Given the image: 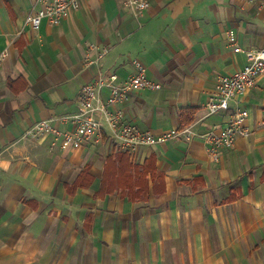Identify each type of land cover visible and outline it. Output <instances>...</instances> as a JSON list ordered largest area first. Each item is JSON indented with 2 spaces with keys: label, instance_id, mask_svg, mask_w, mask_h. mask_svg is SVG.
I'll return each instance as SVG.
<instances>
[{
  "label": "crops",
  "instance_id": "obj_1",
  "mask_svg": "<svg viewBox=\"0 0 264 264\" xmlns=\"http://www.w3.org/2000/svg\"><path fill=\"white\" fill-rule=\"evenodd\" d=\"M148 1L135 15L123 0H81L34 31L25 20L40 3L0 0V264H264V74L231 102L248 111L250 134L219 162L198 137L132 155L107 139L27 135L41 119L66 129L81 87L129 78L134 59L161 88L120 105L127 121L155 135L226 127L229 112L205 104L264 47V2ZM109 167L115 189L100 194Z\"/></svg>",
  "mask_w": 264,
  "mask_h": 264
},
{
  "label": "built area",
  "instance_id": "obj_2",
  "mask_svg": "<svg viewBox=\"0 0 264 264\" xmlns=\"http://www.w3.org/2000/svg\"><path fill=\"white\" fill-rule=\"evenodd\" d=\"M41 6L35 8L26 17V24L34 31H38L44 20L51 25L59 24L63 17L73 9L81 6V0H35ZM248 2L264 0H244ZM124 6L135 15H140L150 5L148 0H123ZM229 40L236 44V36L230 32ZM96 47V44H91ZM236 51L241 47L236 46ZM108 52L104 48L100 55ZM248 62L240 70L230 75H221L215 90L207 101L206 108L209 115L229 112L226 127L222 131L210 128L197 132L192 125L175 128L163 135H155L138 125L126 120L124 111L120 107L130 101L135 92L145 89L156 90L161 84L153 81L147 74V68L139 59L133 60L134 71L125 80H119L116 73L101 75L92 82L81 87L79 93L80 110L73 115L62 117L67 125L66 129L52 123L51 120H37L28 129L27 135L33 138L51 136L53 145L64 143L67 145H89L110 140L119 151L136 155L144 147L166 143L173 139L184 138L192 140L200 138L206 144L207 150L214 161H221L224 149L233 148L239 137L250 134L245 122L248 111L242 107H231V102L237 100L252 88L258 77L264 74V47L246 51ZM107 88L109 95L102 97Z\"/></svg>",
  "mask_w": 264,
  "mask_h": 264
},
{
  "label": "trees",
  "instance_id": "obj_3",
  "mask_svg": "<svg viewBox=\"0 0 264 264\" xmlns=\"http://www.w3.org/2000/svg\"><path fill=\"white\" fill-rule=\"evenodd\" d=\"M122 156H123V154L120 153V155H119L120 160L122 159ZM114 161H115V158L111 155L110 158H109V162H107V164L108 163H113ZM116 172H117V170H114L113 167H109V170L107 168V170L105 171V176L103 178V183H102L100 194L106 193V191H108V192H113L114 191L115 188L113 186L114 181L112 182V174H115ZM108 181H109L108 185H111L110 188H107L108 185H106L108 183Z\"/></svg>",
  "mask_w": 264,
  "mask_h": 264
}]
</instances>
